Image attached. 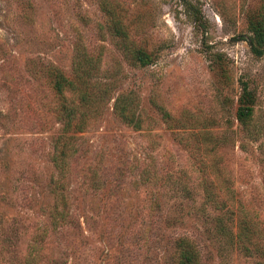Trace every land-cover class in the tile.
Segmentation results:
<instances>
[{
  "label": "rangeland",
  "instance_id": "rangeland-1",
  "mask_svg": "<svg viewBox=\"0 0 264 264\" xmlns=\"http://www.w3.org/2000/svg\"><path fill=\"white\" fill-rule=\"evenodd\" d=\"M106 1L154 63L129 65L98 0H0V264H173V234L190 236L203 264H255L204 232L192 199L231 197L233 231L242 208L264 250V54L248 44L264 0ZM76 44L133 92L142 126L122 124L111 100L76 134L62 182L80 225L45 234L60 128L45 71L68 73ZM243 90L256 133L245 148L235 118Z\"/></svg>",
  "mask_w": 264,
  "mask_h": 264
},
{
  "label": "trees",
  "instance_id": "trees-1",
  "mask_svg": "<svg viewBox=\"0 0 264 264\" xmlns=\"http://www.w3.org/2000/svg\"><path fill=\"white\" fill-rule=\"evenodd\" d=\"M98 6L105 18V25L111 29V34L116 38L115 45L129 65L144 68L154 63L155 53L131 34L130 28L124 22L123 14L109 6L106 0H98ZM250 31L252 34L248 37V44L252 52L257 56L264 54L263 21L259 20ZM218 61L217 56L211 58L213 66H216ZM102 64L100 54H91L87 49L76 44L72 66L68 73L53 64L46 68V80L57 100L54 106V116L60 128L56 136V146L59 151L54 159L59 176L51 191L54 200L48 208L47 220L49 222L46 221L44 226L45 234L57 232L64 226L70 227L76 223V227L80 225L79 222H74L70 215L68 195H66V188L62 182L68 159L78 151L76 140L79 136L76 134L87 131L88 125L90 126V123L95 121L96 115H100L111 100L112 113L122 124L134 130L142 126V120L137 113L136 96L132 91L118 90L119 84L117 83L120 80L113 77L114 75L107 76ZM247 94L243 90L235 115L238 126L243 131V137L246 139L245 142H240L241 148H245L244 144L247 141L256 139V133L252 130L253 104L250 103L251 98H248ZM154 105L161 112L162 119L170 122L171 114L162 106ZM203 139L206 142L210 141L209 137H203ZM219 189L225 191L226 188L221 185ZM206 191L208 192L207 188L204 193ZM192 202H198L196 209L200 212L204 222L209 225L204 231L208 236L213 235V240L217 239L220 242L224 241L222 243L227 242L232 247L235 246L246 256L256 257L255 264H264L263 244H261L258 229L242 208H237L238 215L235 224L237 230L233 231L232 217L235 212L231 208L233 204L231 197L219 198L215 194L208 193L203 195L199 201L193 198ZM208 206L212 210H208ZM179 218L181 217L173 216V222L181 221ZM80 235L86 238L84 230H80ZM172 239L173 264H203L200 248L190 236L173 234Z\"/></svg>",
  "mask_w": 264,
  "mask_h": 264
}]
</instances>
